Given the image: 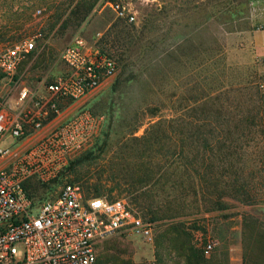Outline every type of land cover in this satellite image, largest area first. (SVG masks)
Here are the masks:
<instances>
[{
    "label": "rangeland",
    "instance_id": "obj_1",
    "mask_svg": "<svg viewBox=\"0 0 264 264\" xmlns=\"http://www.w3.org/2000/svg\"><path fill=\"white\" fill-rule=\"evenodd\" d=\"M109 2L125 5L133 23L117 17ZM263 27L264 0H0V47L35 37L34 50L13 76L0 71V102L14 107L22 87L42 92L66 70L62 50L77 38L104 48L118 63L92 94L63 101L61 117L48 123L50 132L82 110L104 117L87 148L66 156L52 179L26 181L27 191L29 183L47 184L32 196L34 206L56 197L66 183L78 185L84 198L95 185L108 196L112 177H121L113 173L114 156L129 163L155 160L160 168L171 143L163 125L173 117L178 136L188 133L194 168L203 172L196 164L203 157L213 169L204 177L192 172L195 187L203 189L214 176L225 191L217 195L208 186L195 205L187 196L189 214L157 220L151 241L123 233L102 239L97 258L103 264H185L179 231L171 225L184 223L196 246L211 243L203 253L216 255L215 264H243L244 249L264 264V54L253 39ZM197 96L202 100L193 103ZM199 124L205 147L194 136ZM112 195L125 197L118 190Z\"/></svg>",
    "mask_w": 264,
    "mask_h": 264
},
{
    "label": "built area",
    "instance_id": "obj_2",
    "mask_svg": "<svg viewBox=\"0 0 264 264\" xmlns=\"http://www.w3.org/2000/svg\"><path fill=\"white\" fill-rule=\"evenodd\" d=\"M109 6L117 17L134 21L125 5L109 2ZM34 48V36L0 47V71L13 76ZM61 59L66 70L46 83L42 92L22 87L14 107L0 102V264H95L96 245L104 238L123 233L153 239L154 224L125 198H84L74 183L65 184L55 198L36 207L28 196L24 183L32 176L43 182L52 179L66 156L87 148L104 117L82 110L13 153L2 145L4 139L40 130L61 117L63 101L86 98L117 71L112 57L82 38L68 44ZM10 153L13 160L4 163ZM211 249L207 243L203 250Z\"/></svg>",
    "mask_w": 264,
    "mask_h": 264
},
{
    "label": "trees",
    "instance_id": "obj_3",
    "mask_svg": "<svg viewBox=\"0 0 264 264\" xmlns=\"http://www.w3.org/2000/svg\"><path fill=\"white\" fill-rule=\"evenodd\" d=\"M99 49L112 57L117 63V60L111 53L104 48L99 47ZM202 98V96H197L193 103L199 102ZM183 125L184 124L181 126L182 128ZM198 126L199 130L194 135L196 143L197 146L202 144L205 147L207 146V139L200 131L201 124ZM163 128L166 130L165 134L167 138L171 140V143L164 153V162L162 166H160V168L158 166L156 169L155 160L151 162L150 159H147L150 161V164H147L145 161L140 162L136 159L135 163L132 162V164L126 162L124 158H120L121 156H114L113 159L110 160L112 162L113 173L121 177H112L111 180L116 179V182H114V185L109 189L110 194L106 196L110 200L125 198L142 218L149 220L153 224H156L157 220L163 218H174L179 215L189 214L186 212V209H184L186 207V197L188 196L192 205H195L199 200V193L204 194L203 189H207L208 186L213 187L217 195L225 191L221 186L220 179L214 176L207 177V179L204 180V184H201L203 189L195 187V183L192 180V172L196 171L199 177H204L213 169L205 163L203 157H197L196 161V164H198L200 168H203V172H199L197 168H194V159L188 155L192 143L188 140V133L186 130H182V134L178 136L177 132L179 131V125L176 123L175 118L172 117L165 120ZM105 140L106 139H103V142ZM122 151L123 150H121V152ZM108 165H110V163ZM160 172H162V174L154 178V175ZM25 184L26 182L24 183V188L26 190ZM35 184L36 183L32 185V183H29L27 186L28 191L26 190V192L31 199L32 196H37L36 193L40 188L47 185L44 183H37L36 186ZM113 190H118L120 194L124 193L125 197H114V195H112ZM102 191L101 186L95 185L93 194L85 198L105 196L102 194ZM218 202L220 203L221 201ZM171 225L174 231H179V251L181 250L180 252L185 259V264H215L216 255L206 257L203 250L193 242L190 231H185L184 223H172ZM252 227L255 228V225ZM260 236L264 240V233ZM95 264H103L101 258H96ZM243 264L259 263L249 258L246 249H244Z\"/></svg>",
    "mask_w": 264,
    "mask_h": 264
},
{
    "label": "crops",
    "instance_id": "obj_4",
    "mask_svg": "<svg viewBox=\"0 0 264 264\" xmlns=\"http://www.w3.org/2000/svg\"><path fill=\"white\" fill-rule=\"evenodd\" d=\"M262 32H264V27L262 29L257 30L254 33L253 39H254L255 46L257 47V49L260 50L264 54V34ZM54 120H52V121H54ZM52 121H50V122H52ZM50 122H48V123H50ZM48 123H46L43 126V128H41L40 130L32 132L30 134V136H26L25 139L22 140L21 142H19L18 139H14L12 137L13 139L7 145L10 147L11 153L16 152V151H21L25 147L35 143L40 138V136H42L43 134H46V132H48L50 130ZM7 137H9V136H7ZM11 153L5 157V159L3 160L4 163H6L10 160H13V155Z\"/></svg>",
    "mask_w": 264,
    "mask_h": 264
}]
</instances>
